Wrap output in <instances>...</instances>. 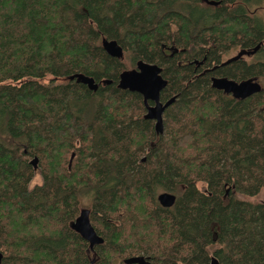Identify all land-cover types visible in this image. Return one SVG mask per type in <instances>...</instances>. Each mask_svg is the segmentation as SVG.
<instances>
[{
	"label": "trees",
	"instance_id": "16d2710c",
	"mask_svg": "<svg viewBox=\"0 0 264 264\" xmlns=\"http://www.w3.org/2000/svg\"><path fill=\"white\" fill-rule=\"evenodd\" d=\"M258 3L0 0V264H264ZM234 48L252 51L250 61L221 65ZM203 58L206 74L185 65ZM139 61L161 68V103L176 96L159 135L141 96L117 87ZM212 77L262 90L235 99ZM161 193L173 206L159 204ZM82 209L103 241L92 250L70 227Z\"/></svg>",
	"mask_w": 264,
	"mask_h": 264
},
{
	"label": "water",
	"instance_id": "95a60500",
	"mask_svg": "<svg viewBox=\"0 0 264 264\" xmlns=\"http://www.w3.org/2000/svg\"><path fill=\"white\" fill-rule=\"evenodd\" d=\"M102 49L105 53L116 59H123L122 48L116 41H108L102 39ZM76 79L88 87L89 90L95 92L98 89V84L90 77L82 74H75L69 78ZM110 81H105L103 84H110ZM213 88L222 91L226 95H230L235 99H246L254 94H258L262 90L261 84L256 80H246L242 82H234L226 78H211ZM167 81L161 76V68L154 64L137 62L135 69L123 71L119 76L117 87L121 90H127L131 93H137L141 96L144 108L146 110L145 118L154 121V131L157 135L163 132L162 115L167 107H169L176 99L172 97L164 104L160 101V93L166 87ZM151 103V105L149 104ZM74 154L71 155L70 162ZM38 163L37 158H33L30 164L36 168ZM157 201L164 208H170L175 202V196L168 193H161L157 196ZM71 229L75 231L80 237L88 243L90 250L94 246L101 244L103 241L96 232L89 221V211L82 209L70 225ZM2 253L0 252V263L2 260ZM144 258L137 257L126 261L127 264H145ZM209 264H220L215 258L210 259Z\"/></svg>",
	"mask_w": 264,
	"mask_h": 264
},
{
	"label": "rangeland",
	"instance_id": "374dc122",
	"mask_svg": "<svg viewBox=\"0 0 264 264\" xmlns=\"http://www.w3.org/2000/svg\"><path fill=\"white\" fill-rule=\"evenodd\" d=\"M250 9L251 10H254L255 9V11L258 13V16L264 21V0H260V3H258V5H251L250 6ZM238 51H237L236 48H234V50H232L228 55H225L222 60H225V59H227L229 57H232V56L237 55ZM69 163H70V159H69ZM41 180H42L41 179V176L39 174V171L37 170V172H36V174L34 176V179H33L32 183H31V187H33L35 185L41 184ZM197 187H198L199 190H203L204 189V185L203 184H198ZM244 199H246V200H248L250 202H253V203H257V202L262 201L263 196H262V194H259L256 197H253V198H244ZM83 206L86 208L88 206V202L87 201H84ZM144 263L145 264H149V262L146 261V260L144 261Z\"/></svg>",
	"mask_w": 264,
	"mask_h": 264
},
{
	"label": "flooded vegetation",
	"instance_id": "af4514ba",
	"mask_svg": "<svg viewBox=\"0 0 264 264\" xmlns=\"http://www.w3.org/2000/svg\"><path fill=\"white\" fill-rule=\"evenodd\" d=\"M206 2V0H203ZM238 53L237 55L235 56H232V57H229L225 60H222L224 58L225 55H228L232 50L234 49H231L228 53H226L225 55H223V57L221 58V65H225V64H230V63H233L234 61H237V60H243V61H250V58H251V53L252 51L250 50H240L238 48H236ZM204 62H205V58H203L202 61H196L194 60L192 63H186L185 65H193L194 66V69H193V72H198L200 74H206L208 73L209 71L211 70H206L204 69ZM217 78H221V77H217ZM262 86V85H261ZM230 96V95H228ZM151 105V103H149Z\"/></svg>",
	"mask_w": 264,
	"mask_h": 264
}]
</instances>
